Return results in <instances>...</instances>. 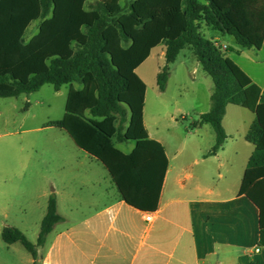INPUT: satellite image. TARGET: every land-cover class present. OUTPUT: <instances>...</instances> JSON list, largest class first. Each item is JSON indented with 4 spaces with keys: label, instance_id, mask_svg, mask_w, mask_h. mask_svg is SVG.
Wrapping results in <instances>:
<instances>
[{
    "label": "trees",
    "instance_id": "1",
    "mask_svg": "<svg viewBox=\"0 0 264 264\" xmlns=\"http://www.w3.org/2000/svg\"><path fill=\"white\" fill-rule=\"evenodd\" d=\"M205 1L131 0L125 5L123 0H0V97L38 92L45 84L56 91L69 85L65 115L53 125L103 164L122 200L155 212L169 160L145 126L147 87L136 70L164 45L166 63L157 75L164 92L171 64L191 47L214 83L210 110L194 123L209 124L215 132L209 154L227 140L223 119L228 105L256 114L246 135L255 150L240 195L259 210V247L264 248V90L228 57L229 51L240 50L207 38L200 25L234 36L243 48L261 49L264 0ZM37 20L43 21L39 33L27 42V30ZM123 142H133L134 150H120L117 143ZM63 220L52 194L37 243L13 226L3 228L2 239L20 242L33 264H39L38 248Z\"/></svg>",
    "mask_w": 264,
    "mask_h": 264
},
{
    "label": "crops",
    "instance_id": "2",
    "mask_svg": "<svg viewBox=\"0 0 264 264\" xmlns=\"http://www.w3.org/2000/svg\"><path fill=\"white\" fill-rule=\"evenodd\" d=\"M208 27L203 24L202 33ZM209 39L240 50V53L229 51L228 57L264 90V60L259 55L264 44L261 49L243 48L234 36L220 31ZM159 47H163L158 54L160 63L155 69H143L141 76L139 70ZM186 48L192 57L185 54L181 60L185 49L180 52L170 66L164 92L157 85V75L166 63L164 45L153 49L136 70L147 87L145 126L149 136L164 146L169 160L158 210L143 212L122 200L103 164L79 148L61 129L72 140V151L77 158L71 165L70 177L61 183L62 189H54L52 193L64 220L55 225L44 246L38 248L39 264H264V248L259 247V210L245 195H240L255 150L246 135L256 114L241 106L228 105L223 119L227 140L214 155L209 152L215 144V133L207 131L209 144L199 145L205 134L203 128L209 124L197 125L200 129L187 132L185 139L191 144L185 142L177 149L162 133L165 115L172 116L167 94L173 83L179 93L188 85L195 91L187 99L191 108H181L178 101L173 105L183 118L194 112L197 122L200 115L210 110L214 85L205 87L198 80L202 65L192 48ZM190 61L194 65L192 69ZM178 62L180 66L176 65ZM236 106L251 115L237 112ZM230 112L235 119L231 131L226 125ZM119 144H128L126 150L119 148L127 154L135 148L133 142ZM147 214H153L151 222L146 221ZM17 244L21 243L9 246L19 258H2L0 264H33V257L22 254Z\"/></svg>",
    "mask_w": 264,
    "mask_h": 264
},
{
    "label": "rangeland",
    "instance_id": "3",
    "mask_svg": "<svg viewBox=\"0 0 264 264\" xmlns=\"http://www.w3.org/2000/svg\"><path fill=\"white\" fill-rule=\"evenodd\" d=\"M131 0H123L127 4ZM206 3L205 0H200ZM42 20H37L29 26L25 39L29 42L39 33ZM203 27L202 23L200 24ZM217 31L208 27L203 34L210 38ZM163 47L157 48L154 56L144 68L139 70L143 76V69H155L160 63L159 52ZM190 55L192 52L185 48L181 54ZM264 60V48L259 52ZM180 60V59H179ZM180 60V61H181ZM180 66V62L176 64ZM190 61V69L193 68ZM180 70L178 71V74ZM204 78V79H203ZM198 80L203 86H213V80L207 72L199 66ZM79 88V84L75 83ZM176 84H171L168 92L169 109L172 116L165 115L162 123V133L169 138L173 148H181L186 141L187 132H193L200 128L194 126L197 116L194 112L187 117L175 110L176 101L183 109L191 108L188 97L195 93L192 86L176 90ZM70 86L65 85L56 91L51 84H45L38 92L21 94L17 97H0V260L19 258L10 244H6L1 237V231L5 226H13L20 229L32 243L37 242L41 223L46 215L48 199L54 189H62V181L70 177L72 163L77 158L73 153L72 140L53 123L63 119ZM181 94V95H180ZM152 105L151 95L149 96ZM172 104V105H170ZM237 112L243 115H251L249 111L235 107ZM233 113L226 120L227 129L231 131L235 123ZM242 120V118L240 119ZM204 129V137L200 140V146L205 147L208 143L209 133H215L212 126ZM209 131V133H207ZM132 143V142H131ZM128 144L117 143L118 148L126 150ZM95 165H101L95 162ZM102 167V165L100 166ZM101 169V168H100ZM104 169V168H102ZM108 187H111L108 185ZM63 210V208H62ZM22 254L31 257L30 253L21 245L17 244Z\"/></svg>",
    "mask_w": 264,
    "mask_h": 264
},
{
    "label": "built area",
    "instance_id": "4",
    "mask_svg": "<svg viewBox=\"0 0 264 264\" xmlns=\"http://www.w3.org/2000/svg\"><path fill=\"white\" fill-rule=\"evenodd\" d=\"M153 220V214H147L146 215V221L151 222Z\"/></svg>",
    "mask_w": 264,
    "mask_h": 264
}]
</instances>
